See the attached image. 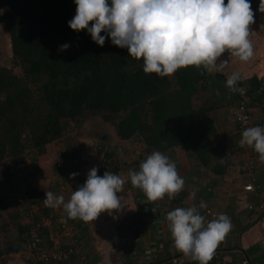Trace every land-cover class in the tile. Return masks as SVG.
Here are the masks:
<instances>
[{
	"label": "trees",
	"instance_id": "obj_1",
	"mask_svg": "<svg viewBox=\"0 0 264 264\" xmlns=\"http://www.w3.org/2000/svg\"><path fill=\"white\" fill-rule=\"evenodd\" d=\"M75 14L74 0H0V26L8 36L13 63L20 67L16 73L0 66V182L10 191L24 185L26 195L34 196L27 185L31 175L26 171V155L31 154L35 163L46 145L57 141L65 149L74 148L77 137L73 133L90 116L106 118L113 127L114 141L140 145L144 156L181 149L216 174L229 169L237 152L243 155L242 132L264 126V76L241 78L240 91L230 92L221 71L209 74L190 66L171 77L145 74L143 61L129 57L127 49L114 46L110 38L100 47L86 30L70 29L68 22ZM65 43L70 47L60 51ZM242 101L249 110L257 108L262 114L255 119L252 110L248 111L241 127L234 117ZM229 119L232 126L220 138ZM98 148L108 159L114 148L119 153L126 150L117 145L112 148L106 140ZM251 153L249 148V157L254 159ZM74 158L73 154L66 161L78 173ZM240 163L243 166V160ZM61 166L67 167L63 162ZM17 170L26 174L19 179ZM98 170L103 176L105 171L117 174L118 169L106 160ZM253 179L260 186L257 175ZM31 203L11 214L7 211V216L24 244L29 230L38 225L35 231L42 246L50 247L52 242L41 223L47 210L34 212L29 209ZM7 205L0 197V219ZM7 224L0 223V230ZM63 247L65 251L73 248L68 243ZM68 257L72 264H86L80 254Z\"/></svg>",
	"mask_w": 264,
	"mask_h": 264
},
{
	"label": "clouds",
	"instance_id": "obj_2",
	"mask_svg": "<svg viewBox=\"0 0 264 264\" xmlns=\"http://www.w3.org/2000/svg\"><path fill=\"white\" fill-rule=\"evenodd\" d=\"M74 2L76 14L68 22L69 28L75 32L86 30L100 47L110 38L114 46L126 48L129 57L143 61L145 74L171 77L179 69L190 66L211 74L227 67L229 60L222 59L225 53L238 57L241 62H248L254 56L249 38L254 13L249 0ZM259 10L264 11V0H260ZM69 47L65 43L59 50ZM240 80L239 74L232 73L226 79L225 88L230 92L240 91L237 87ZM239 145L252 148L258 153L259 163L264 164V126L246 128ZM77 175L72 173L71 178ZM128 175L131 185L140 189L152 203L166 196L169 200L175 199L185 186L175 163L160 151L147 155L139 171H131ZM124 184L121 176L110 171L100 176L98 169L93 167L85 183L72 192L67 202L62 195L46 191L44 204L52 209L62 207L68 219L94 222L103 212L113 215L114 211H122L125 205L118 194L124 191ZM192 195L195 196V190ZM206 207L201 201L199 208ZM166 221L176 250L198 264H209L232 229L231 219L226 214H218L208 221L196 206L169 211Z\"/></svg>",
	"mask_w": 264,
	"mask_h": 264
},
{
	"label": "crops",
	"instance_id": "obj_3",
	"mask_svg": "<svg viewBox=\"0 0 264 264\" xmlns=\"http://www.w3.org/2000/svg\"><path fill=\"white\" fill-rule=\"evenodd\" d=\"M250 2L254 5L252 10L254 23L250 25L252 32L249 37L253 44L254 56L248 62H241L238 57L225 53L222 59H228L229 63L221 72L227 78L234 72L242 79L252 75L264 76V11L259 10L260 0ZM252 112L255 119L262 114L257 108ZM230 119L223 133H220V138L230 130L232 126ZM115 139L108 140L112 148L114 145L121 146L127 143L114 141ZM49 146L50 148H46L45 153L38 158L35 169L32 171L31 167H28L31 178L26 182L29 188L35 191V195L25 194L24 201L27 204L32 202L29 209L34 212L47 210V215L45 213L41 220L48 239H51L55 238L57 232V216L66 213L62 207L52 209L45 206V192L51 191L57 196L62 195L67 202L72 192L85 183L88 172L93 167L98 169L101 164L99 165L96 152L87 151L86 145L62 150L55 144ZM142 151L137 150L133 156L124 150L120 158L121 153L114 148L110 158L113 161L110 163L118 169L117 175L125 180L124 191L118 194L125 206L119 213L114 211L113 215L101 213L94 222L85 223L80 219L75 222L77 249L81 260L85 259L86 264H171L170 259L177 258L178 264H198L176 250L166 221L169 211L178 207L196 206L208 221L221 213L231 219L232 229L220 243L224 252L219 259L209 264H240L243 257L251 264H264V164L259 163L258 153L252 149L254 159H251L255 169L253 173L249 171L252 177L257 175L260 185L261 191L258 190L259 193L257 192L255 197L242 189V186L251 179L240 163L244 158L242 154L237 152L233 155L229 169L223 174H216L211 167L200 166L190 152L179 149L168 152L165 155L175 163L179 175L185 180V186L175 199L169 200L166 196L163 200L152 203L140 189L131 185L128 175L131 171H139L140 163L147 157ZM125 153L128 157L121 161ZM73 154L74 162L79 165V172L75 178L67 182L66 178L71 177L76 169L75 166H68L66 161ZM80 154L82 157L77 159ZM62 162L66 164V168L58 167ZM98 175L101 176L99 170ZM22 186L24 185L20 187ZM193 190L195 196L192 195ZM201 201L206 203V208H199ZM260 202L261 208L257 206ZM249 205L253 208L249 209ZM113 216L117 218L114 219ZM4 231L5 229L2 233ZM17 245L25 247L23 241ZM0 246L9 264H22L16 259L21 251L18 254L14 250L10 252L11 248L4 244V234L1 233Z\"/></svg>",
	"mask_w": 264,
	"mask_h": 264
},
{
	"label": "rangeland",
	"instance_id": "obj_4",
	"mask_svg": "<svg viewBox=\"0 0 264 264\" xmlns=\"http://www.w3.org/2000/svg\"><path fill=\"white\" fill-rule=\"evenodd\" d=\"M250 1L251 0H249V2ZM253 6L254 5H251L252 10H253ZM0 66L12 68L13 71L16 73L20 72V67L14 65V63H13L9 39H8V36L6 35L5 31L2 29L1 26H0ZM73 134L77 137L76 140H74L73 145L75 147H78V146L83 147V145L84 146L86 145L85 149H87V151L90 152L91 150H93L92 153L96 152L97 157H98V161H99V165L103 162L102 160H104L106 158V156L101 154V152L99 151V148H98L99 144L103 140L108 141V140H112L113 138H116L115 134H114L113 127L108 123L106 118L97 117V116H90L89 118H87L81 124V126L74 131ZM57 143H58V145H57ZM52 144H55V146L58 148H61V150L65 149V145L61 141H57V142L47 144L46 148H48V147L50 148L49 145H52ZM139 146L140 145H137L135 143H131V142L128 143L127 142V143H124L123 145H121L120 149H121V147H123L124 149L127 150V152L129 154L132 153L133 156H135L134 152H137V150L138 151L140 150ZM81 157L82 156L80 154L77 156V159H79ZM119 157L122 158V153L119 155ZM127 157H128V154L125 153L124 158L121 159V161ZM31 158H32L31 154L26 155L27 167L30 166L31 170L33 171L35 169V165H36L35 163H37V161L35 163H33ZM106 160L109 162L113 161L112 159H108V158H106ZM12 170H14V169H12ZM26 171H27V173H29L30 172L29 168H27ZM26 171L25 170L24 171H18L17 170L16 172H18V178L19 179L22 178V176L24 174H26ZM67 177H68V175H67ZM3 185L4 184L0 182V197L2 199H4L8 205H7L5 212H3L4 218L0 219V223H6V224L8 223V224L6 225L5 231L2 233V230H0V233L4 234V244L6 246H8V248L9 247L11 248V250H9V251L11 252V251L15 250L16 248H18L19 249L18 252H20V251L21 252L19 253L18 256H16V259H18L22 264H26L22 258V256L25 253L24 249L22 247H19L20 245H17V244L22 243L21 237H20V235L17 234L18 232L16 231V227H15L14 222L10 221L8 216H7V214H8L7 211L11 214L12 211H14L16 209L19 210L23 206L26 205V203L24 201L26 193H25V190L23 187H21V188L18 187L16 190L10 191L6 186H3ZM63 191L65 192L66 189H64ZM21 202H23L24 204H21L19 206L15 205V204H20ZM61 242H63L64 244H66L67 242L69 243V241H67L64 238L61 240ZM18 252H17V254H18ZM6 259L8 260V258H6ZM76 264H78V262Z\"/></svg>",
	"mask_w": 264,
	"mask_h": 264
},
{
	"label": "built area",
	"instance_id": "obj_5",
	"mask_svg": "<svg viewBox=\"0 0 264 264\" xmlns=\"http://www.w3.org/2000/svg\"><path fill=\"white\" fill-rule=\"evenodd\" d=\"M243 93V91H241ZM252 109L247 108V103L242 101L239 103L237 109H236V114H235V121L241 123V127L243 124L248 119V111L250 112ZM263 121H264V116H262ZM242 137V136H241ZM239 138V141L241 139ZM243 168L248 169L249 171L254 167L253 160L249 157V147L245 146L243 147ZM104 159V158H103ZM103 163L106 161V158L102 160ZM60 165H58L59 167ZM106 170V166H105ZM249 175V181L246 182L243 186L242 189L244 192H247L251 195L257 194L259 186L254 184V179L252 177V174L248 172ZM72 178L68 177L66 178V181L69 182L71 181ZM259 208L262 207L261 202L257 205ZM249 209H252L253 206L249 205ZM79 219H68L67 215H58L56 218V226H57V232L55 234V238H51L52 245L49 247H44L42 246V239L38 236L36 228H38V225L35 227L31 228L28 232V241L25 244L24 249V255L22 256L23 261L26 264H38L39 262L41 264H68L70 262L69 260V254L70 253H77L78 254V249H77V238L75 234V222H77ZM42 225L43 222L41 220ZM62 237V238H61ZM66 239L69 241V245H72L73 248H69L68 251L64 250V243L61 242L62 239ZM59 239V240H58ZM57 240V241H56ZM224 252V248L222 247L221 244H219L218 248L215 250V254L213 256V259H219ZM6 255L4 253L0 254V264H8L6 260ZM171 264H178L179 261L177 258H172L170 259ZM240 264H251L249 260L245 257H243L240 261Z\"/></svg>",
	"mask_w": 264,
	"mask_h": 264
},
{
	"label": "water",
	"instance_id": "obj_6",
	"mask_svg": "<svg viewBox=\"0 0 264 264\" xmlns=\"http://www.w3.org/2000/svg\"><path fill=\"white\" fill-rule=\"evenodd\" d=\"M19 247H21V246H19ZM14 251H15V252H18V251H19V249H18V248H16Z\"/></svg>",
	"mask_w": 264,
	"mask_h": 264
}]
</instances>
